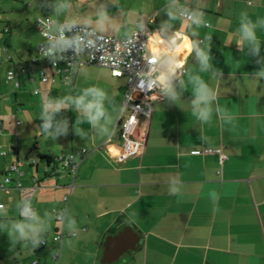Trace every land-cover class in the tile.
<instances>
[{
  "label": "crops",
  "instance_id": "obj_1",
  "mask_svg": "<svg viewBox=\"0 0 264 264\" xmlns=\"http://www.w3.org/2000/svg\"><path fill=\"white\" fill-rule=\"evenodd\" d=\"M180 2L205 12L211 27L197 31L201 39L212 36V63L223 76L212 79L211 73L199 72L191 45L183 39L192 29L174 21L177 39L183 45L178 55L182 53L184 67L191 69L192 75H200L217 92L215 103L236 118L235 127L215 112L210 124L192 115L193 85L185 76L187 90L177 105L157 91L144 152L124 160L117 158L120 143L116 124L126 117L127 110L114 123L109 136L90 133L85 139L74 133L76 113L68 110L69 132L53 141L40 131L42 121L37 125L34 117L38 112L33 111L30 117L23 108L40 107L46 96L63 97L91 85L103 87L117 102H123L126 79L114 78L108 69L90 64L81 66L77 74L57 75L37 59L41 39L35 23V44L17 52L13 44L18 34L11 32V25L2 28L6 37L0 39V182L8 165L16 166L19 173L8 174L10 190H0V202L7 218L19 220L16 186L35 182L30 199L33 208L41 216L45 211L64 210V214L75 217L80 231L72 238L73 246L67 247L63 241L71 237L62 225L66 237L56 262L49 246L33 250L30 245H17L14 255L7 233L0 231V264H32L35 260L37 264H105L106 238L128 228L115 235L107 233L121 216L130 221L129 228L139 242L134 250L109 264H264V78L253 77L261 65L237 45L241 43L237 32L240 12H248L253 20L264 17V0H253L251 7L248 0ZM160 10L153 4L144 20L153 31L167 19L165 11ZM257 36L264 57V30L257 29ZM20 66L27 72L8 80L7 72ZM11 85L15 89L13 100ZM27 85L33 86L30 98L22 92ZM81 127L89 130L88 124ZM10 149L14 151L1 155V151ZM220 153L226 156L222 164ZM59 155H73L79 163L73 181L69 173L55 167L53 160ZM42 157H48L50 165ZM173 178L182 183L179 195L169 193ZM66 195L69 199L65 203ZM60 228L55 220L51 222L45 236L48 243Z\"/></svg>",
  "mask_w": 264,
  "mask_h": 264
},
{
  "label": "clouds",
  "instance_id": "obj_2",
  "mask_svg": "<svg viewBox=\"0 0 264 264\" xmlns=\"http://www.w3.org/2000/svg\"><path fill=\"white\" fill-rule=\"evenodd\" d=\"M114 5L118 11L119 5ZM248 5L253 6V0H248ZM37 7L51 8L53 14L45 19L48 21L43 42L44 47L41 55L48 58L53 66L58 61L69 60V69L74 74L81 67L78 58L89 53L91 59L94 53H102L99 57L100 64L107 67L109 62L116 68L125 63L124 56L130 54L135 47L140 34L147 37L142 44V58L144 66L135 74L139 79L137 88L140 91H152L158 89V93L169 103L176 104L183 92L187 90L184 77L187 76L188 83L193 85L192 92V115L198 121L210 124L213 112L220 118L235 127L236 119L226 108L221 107L217 101V92L205 82L200 75H192L191 69H186L185 59L182 53L178 55V49L183 45L177 37L179 33L174 28V21H181L192 29L190 36L185 35L183 39L190 43L191 53H194L195 61L200 73H211L212 79H220L222 70L216 68L212 61L211 42L212 36L205 35L203 39L197 31L201 27H211L206 20L205 12L199 7H189L181 4L180 0H166L164 11L167 19L162 20L157 29L149 30L142 18L123 24L114 23L115 16L109 14L108 3H100L95 11L96 19L90 17H72L67 15L72 8L71 0H44ZM60 17H64L63 20ZM55 18V19H54ZM239 26L237 32L241 43L237 44L241 52L247 50V55L256 57V63L261 65L259 70L252 75L258 80L264 78V57H261V40L257 36V29L264 30V17L256 20L250 18L248 12L241 11L239 14ZM42 21L40 25L42 26ZM115 33L118 39H110L106 34ZM71 33V35H69ZM115 43L116 48H123L124 54H116L108 51V44ZM67 53H72L68 56ZM134 63V61L132 62ZM131 67V63L128 64ZM114 75H122V70L114 72ZM13 73H9L12 77ZM63 110H72L76 113V119L72 125L74 133L81 139H85L90 133L101 138L110 135L111 129L118 118L127 110L124 102H117L114 96L98 85L81 88L75 93L65 94L63 97L46 96L41 104L39 119L42 124L40 131L51 140L66 136L69 132V120L67 118L57 119ZM88 124L89 130L85 131L81 125ZM202 139H206L201 137ZM181 181L173 178L169 184V193L179 195L181 192ZM17 210L20 214L19 220L7 218L4 205L0 204V231L7 233L10 240L9 250L16 254L17 245L29 246L35 250L46 242L45 236L51 227V222L57 220L63 224L68 232L69 239L63 241L67 247L73 246V239L78 237L79 227L72 214H53L45 211L41 216L33 208L31 200L22 198L17 202ZM216 209H214L215 211Z\"/></svg>",
  "mask_w": 264,
  "mask_h": 264
},
{
  "label": "built area",
  "instance_id": "obj_3",
  "mask_svg": "<svg viewBox=\"0 0 264 264\" xmlns=\"http://www.w3.org/2000/svg\"><path fill=\"white\" fill-rule=\"evenodd\" d=\"M49 18L47 16L45 17H38L36 18L35 25L38 29L39 35H40V42L38 44L37 50H36V56L37 59H42L45 63V65L51 69L55 74L57 75H64L65 77L71 76L73 74V71L69 69V60L64 61H58L55 66L51 63V61L48 58H45L41 55V50L44 47L43 42L46 39L44 36V31L46 30V25L48 23L45 19ZM42 23V26L40 25V22ZM148 26V29L151 31L150 26L148 23H146ZM71 35V33H69ZM110 39H118V37H111L108 36ZM147 37L143 34H140L138 37V41L136 42L135 47L131 50L130 54H127L124 56L125 63L123 65H120L119 68H116L113 64L109 62L108 66L105 67L100 64L99 57L102 53L96 52L94 53L95 58L91 59L88 55L89 53L86 51L84 56L78 58L79 63L81 66L90 64L95 65L101 68L108 69L110 71V74L114 78H125L126 79V85L125 90L123 92V102L127 105V115L124 119L118 120L116 126L119 128L118 133V139L120 143V152L117 156L119 160H124L130 156L133 155H140L144 152L145 148V142H146V134H147V124L151 112V104L157 94L158 89L153 88L152 91H140L137 88V84L139 82L138 77L136 76V72L140 70L144 66V60L142 58V44L146 42ZM108 51L109 52H115L116 54L123 55L124 49L123 48H116L115 49V43L110 42L108 44ZM68 56H71L72 53H67ZM134 61V63H132ZM131 63V67H128V64ZM122 70V75H114V72ZM12 72L13 76L9 77V73ZM27 70L24 66H20L19 68L15 69L12 68L7 72V79L8 80H14L17 74H24ZM42 80H46L45 77H42ZM37 92L34 91V94ZM14 150L10 149L9 151L3 150L1 151V155L5 156L9 152H13ZM85 152V151H84ZM206 152H211L206 151ZM226 159V156L222 153L219 154V162L222 164L224 160ZM55 167L57 170H62L72 177V181L75 178L79 163L74 159L73 155H59L55 157L53 160ZM12 172H18V169L14 165H8L5 167V174L3 181L0 182V190L8 193L10 190L9 184L11 183V179L8 177L9 173ZM19 173V172H18ZM33 184H30L28 186H21L20 184H17L16 188L19 192V199L27 198L31 199V196L36 189L35 182H32ZM69 199V195L64 196L63 201L66 203ZM0 204L4 205L2 202ZM61 209H55L52 211V213L55 215L57 213H60ZM64 213H61L63 215ZM20 215V214H19ZM55 222L61 226L60 230L57 231L53 237L50 240V243L46 240L45 243L41 244L37 248H46L50 247L52 248V260L53 262L58 261L60 250L59 246L63 240L64 237H66V234L62 228L61 223H59L57 220ZM32 264H37V261H33Z\"/></svg>",
  "mask_w": 264,
  "mask_h": 264
},
{
  "label": "rangeland",
  "instance_id": "obj_4",
  "mask_svg": "<svg viewBox=\"0 0 264 264\" xmlns=\"http://www.w3.org/2000/svg\"><path fill=\"white\" fill-rule=\"evenodd\" d=\"M43 2L44 0H0V39L6 37V35L2 34V28L5 25H11V32H16L19 37V39L17 38L13 44L14 52H17L18 49H28L29 46H33L35 44L33 24L35 23L37 17H50L53 14L51 8L37 7V5H40ZM71 3L72 8L67 15L81 18L90 17L93 21L96 19L95 11L98 5L100 3H108L109 14L116 17L114 23L119 24L128 21L129 26H131V22L137 19H147L149 16L150 6L153 4L164 10L166 0H71ZM112 4L119 5L120 9L123 11H118V9ZM152 18H154V16ZM60 19L63 20L64 17H60ZM175 23L177 25L184 24L179 20L175 21ZM107 34L117 36L112 32ZM3 73V77H5V70ZM10 88V99L13 100L12 91L15 89L12 85ZM42 88L43 86H40V89ZM32 90L33 86L27 85L26 91L22 92L25 97L27 96V98H30L29 92ZM40 95H42V92ZM32 98H34V96H32ZM23 111L30 117L33 111L38 112V114L36 113L34 117L36 118L37 125L40 124L41 120L39 119V113L41 112V106L34 109L24 107ZM67 116L68 110H63L58 114L57 119L66 118Z\"/></svg>",
  "mask_w": 264,
  "mask_h": 264
},
{
  "label": "water",
  "instance_id": "obj_5",
  "mask_svg": "<svg viewBox=\"0 0 264 264\" xmlns=\"http://www.w3.org/2000/svg\"><path fill=\"white\" fill-rule=\"evenodd\" d=\"M139 237L131 228L123 230L116 236L106 238L103 250L102 263H112L119 259L124 253L134 250Z\"/></svg>",
  "mask_w": 264,
  "mask_h": 264
},
{
  "label": "trees",
  "instance_id": "obj_6",
  "mask_svg": "<svg viewBox=\"0 0 264 264\" xmlns=\"http://www.w3.org/2000/svg\"><path fill=\"white\" fill-rule=\"evenodd\" d=\"M42 159L47 165H50L51 160L48 157H42ZM130 226H132L130 221L127 218L121 216L115 220V222L109 228L107 233L110 235H115L117 232H120L121 230L125 229L126 227L129 228Z\"/></svg>",
  "mask_w": 264,
  "mask_h": 264
}]
</instances>
